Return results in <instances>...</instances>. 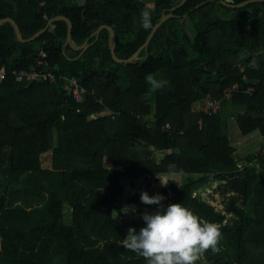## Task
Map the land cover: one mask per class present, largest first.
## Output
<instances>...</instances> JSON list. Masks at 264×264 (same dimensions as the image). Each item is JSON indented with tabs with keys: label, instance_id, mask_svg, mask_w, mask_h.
<instances>
[{
	"label": "trees",
	"instance_id": "trees-1",
	"mask_svg": "<svg viewBox=\"0 0 264 264\" xmlns=\"http://www.w3.org/2000/svg\"><path fill=\"white\" fill-rule=\"evenodd\" d=\"M180 2L0 0V19H14L25 39L63 15L74 43H90L83 54L65 45L64 20L25 42L11 23L0 27V68L27 69L43 49L58 76L88 91L77 102L65 80L0 81V264H147L119 241L146 226L141 207L159 206L131 189L170 172L188 178L167 181L165 208L183 203L222 226L220 251L197 264H264V1L187 0L172 10ZM145 6L154 9L152 29L172 15L136 60L116 62L109 30L96 31L111 26L116 55L130 58L152 31L140 24ZM149 73L167 86L151 88ZM235 83L240 89L225 99ZM211 98L222 99V109L205 114ZM231 117L243 136L260 134L256 152L237 156L226 131ZM215 182L228 194L222 210L201 195ZM124 204L138 214L125 215Z\"/></svg>",
	"mask_w": 264,
	"mask_h": 264
},
{
	"label": "clouds",
	"instance_id": "clouds-1",
	"mask_svg": "<svg viewBox=\"0 0 264 264\" xmlns=\"http://www.w3.org/2000/svg\"><path fill=\"white\" fill-rule=\"evenodd\" d=\"M153 11L148 6L141 10L140 24L145 30L153 27ZM256 66L254 63L253 67ZM145 81L156 90L165 88L168 83L164 79L157 80L151 73L146 75ZM173 167L169 165L170 169ZM157 177L162 186H167L162 175L157 174ZM140 199L145 205L159 207L155 212L142 213L146 226L139 232L134 227L129 228L119 244L143 257L147 264H197L209 250L213 254L220 251L219 244L223 239L220 224L202 219L183 203H172L165 208L162 202L166 197L160 193L150 196L143 191ZM122 211L128 215L138 210L134 206H125Z\"/></svg>",
	"mask_w": 264,
	"mask_h": 264
},
{
	"label": "built area",
	"instance_id": "built-area-1",
	"mask_svg": "<svg viewBox=\"0 0 264 264\" xmlns=\"http://www.w3.org/2000/svg\"><path fill=\"white\" fill-rule=\"evenodd\" d=\"M44 1L41 2V5H44ZM46 18V15L44 16ZM50 32H54L56 29V25L54 22H51V20H48V28ZM38 58L34 64H32L27 69H12L11 71H8L6 67L0 68V81L6 80L9 76L14 77L15 81L18 83L21 82H50L55 83L59 80H65L64 89L67 90L69 94H71L74 99L77 102H81L83 100V97L87 94V89L83 87L79 81L74 77H69L66 75H60L58 76L55 72V69L52 65V62L48 58V54L45 50H40L38 54ZM246 78V76L244 77ZM240 89V84L235 83L232 86L228 87L224 90V97L225 99H230L235 92H237ZM246 92L251 93L254 91V87H247L245 89ZM93 93V92H92ZM222 109V99H215L211 98L207 100L203 106V112L205 114H215L219 112ZM230 120L234 121L236 123L234 118H230L227 125H226V131L228 138L233 146L238 148L239 140L235 142V133L232 129V126L230 125ZM237 125V124H236ZM238 127V126H237ZM166 128H170V125L167 124ZM239 131V134H241L239 128H237ZM233 131V133H232ZM242 135V134H241ZM261 138V137H260ZM165 182L168 181V175H162ZM161 184V181L158 177L153 179L150 184H141L137 183L136 187L134 189H131L133 193H142L143 191H147L149 195L154 194V190L159 187ZM125 206H134L137 208L135 204H124ZM124 209V208H122ZM145 211H148V208L141 207V213L139 215L142 216V213ZM131 213V212H130ZM138 214V212H135V216Z\"/></svg>",
	"mask_w": 264,
	"mask_h": 264
},
{
	"label": "rangeland",
	"instance_id": "rangeland-1",
	"mask_svg": "<svg viewBox=\"0 0 264 264\" xmlns=\"http://www.w3.org/2000/svg\"><path fill=\"white\" fill-rule=\"evenodd\" d=\"M230 125L232 126V129L234 130V133L236 136L235 137V142L239 140L238 148H237V156L239 158H244L254 152H256L259 147L262 145V138H260V134L255 132L252 135L245 137L241 134H239V131L237 130V125L234 123V121L230 120ZM233 133V131H232ZM51 161H52V156L51 153H46L42 155V165L44 167H50L51 166ZM195 177H198L197 174L194 175ZM188 178V175H183V174H170L168 175V180L173 179L176 180L179 184L185 182ZM141 184L144 182L138 181ZM167 183V182H165ZM219 182H215L211 187L207 188L201 195L204 197V199L208 202H210L212 205H214L217 210H222L225 208V202L226 198L228 196L227 193H224V188H219L218 187ZM168 186V184H167ZM167 186H162L160 184L159 187H157L154 190V195L157 193L162 194V190L166 188ZM218 188V189H217ZM1 191V189H0ZM163 195V194H162ZM125 208V207H123ZM147 212H155L152 210H149ZM66 222H70V214L67 209L66 211Z\"/></svg>",
	"mask_w": 264,
	"mask_h": 264
},
{
	"label": "water",
	"instance_id": "water-1",
	"mask_svg": "<svg viewBox=\"0 0 264 264\" xmlns=\"http://www.w3.org/2000/svg\"><path fill=\"white\" fill-rule=\"evenodd\" d=\"M187 0H181V2L179 4H177L176 6H174L172 8L175 9V8H178L180 7L181 5H183ZM257 1H264V0H245L243 1L242 3H239V4H236L234 3V0H222V2L228 6H231V7H242V6H245L247 4H250L252 2H257ZM172 14H168V15H163L161 20L154 26V28L152 29L151 33L149 34L145 44L143 46L140 47V49L133 55L131 56L130 58H127V59H122V58H119L117 55H116V51H115V48H116V34H115V31L114 29L109 26V25H101L98 30L96 31L95 34H99V32L101 31V29L103 28H107L109 30V45H110V50H111V53L113 55V58L116 62H120V63H129V62H132L134 60H136L139 56V53L142 49L146 48L148 46V44L150 43L151 39L153 38L154 34L156 33V31L158 30V28L160 27V25L166 21V19L168 17H170ZM59 20H64L67 25H68V31H67V39H66V42H65V45L66 44H70L71 47L75 48V49H79V50H82L81 51V54H83L85 52V50L87 49V47L90 45L89 43V40H86L85 43H83L82 45H76L74 43V41L72 40V27H73V23L72 21L66 17V16H63V15H59L55 18H52L51 19V22H55V21H59ZM11 23L15 29V32H16V36L18 38L19 41L21 42H25V41H30V40H34L36 39L38 36H40L43 32H45L48 28V24L45 26V28L41 29L40 31H38L37 33H35L33 36H31L30 38L28 39H25L22 35V32H21V29L18 25V23L12 19V18H4V19H0V27L2 24L4 23ZM80 54V55H81Z\"/></svg>",
	"mask_w": 264,
	"mask_h": 264
},
{
	"label": "crops",
	"instance_id": "crops-1",
	"mask_svg": "<svg viewBox=\"0 0 264 264\" xmlns=\"http://www.w3.org/2000/svg\"><path fill=\"white\" fill-rule=\"evenodd\" d=\"M174 174H178V173H174ZM168 177V176H167Z\"/></svg>",
	"mask_w": 264,
	"mask_h": 264
}]
</instances>
